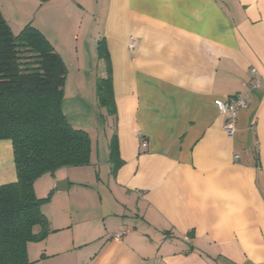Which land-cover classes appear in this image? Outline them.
<instances>
[{
  "label": "crops",
  "instance_id": "0c3cea01",
  "mask_svg": "<svg viewBox=\"0 0 264 264\" xmlns=\"http://www.w3.org/2000/svg\"><path fill=\"white\" fill-rule=\"evenodd\" d=\"M0 13L61 56L63 114L91 141L88 165L34 181L49 232L30 264H264V0H0ZM100 42L115 119L96 98ZM242 93L229 137L215 100ZM14 181L3 139L0 185Z\"/></svg>",
  "mask_w": 264,
  "mask_h": 264
},
{
  "label": "trees",
  "instance_id": "16d2710c",
  "mask_svg": "<svg viewBox=\"0 0 264 264\" xmlns=\"http://www.w3.org/2000/svg\"><path fill=\"white\" fill-rule=\"evenodd\" d=\"M96 81L98 105L116 118L110 63ZM67 69L43 34L30 24L14 34L0 13V140L11 142L16 181L0 185V264H30L27 244L49 232L41 212L45 198L34 194V181L63 166L90 163L91 141L62 111ZM109 161H118L116 134L109 141ZM39 226V231L33 228Z\"/></svg>",
  "mask_w": 264,
  "mask_h": 264
},
{
  "label": "built area",
  "instance_id": "2783aa9c",
  "mask_svg": "<svg viewBox=\"0 0 264 264\" xmlns=\"http://www.w3.org/2000/svg\"><path fill=\"white\" fill-rule=\"evenodd\" d=\"M134 42L133 40L130 42V47H133ZM254 73L255 70L251 69L250 74L253 76V82L252 84L254 86H257L258 80L254 79ZM248 103V95L247 94H237L233 96L230 99H216L215 100V105L219 111L220 114L224 116V121H223V131L227 134V136L232 137L235 133L236 130V120H237V115L238 111L241 108H244L247 106ZM235 158H238L237 155L234 156ZM120 234H116V236H119ZM157 264V263H153Z\"/></svg>",
  "mask_w": 264,
  "mask_h": 264
},
{
  "label": "rangeland",
  "instance_id": "374dc122",
  "mask_svg": "<svg viewBox=\"0 0 264 264\" xmlns=\"http://www.w3.org/2000/svg\"><path fill=\"white\" fill-rule=\"evenodd\" d=\"M34 194H35V196L38 198V196L36 195L35 191H34ZM44 202H47V201H44ZM44 202H42L41 205H42ZM40 207H41V206H40ZM40 209H41V208H40Z\"/></svg>",
  "mask_w": 264,
  "mask_h": 264
},
{
  "label": "water",
  "instance_id": "95a60500",
  "mask_svg": "<svg viewBox=\"0 0 264 264\" xmlns=\"http://www.w3.org/2000/svg\"><path fill=\"white\" fill-rule=\"evenodd\" d=\"M57 189H60L59 187H57Z\"/></svg>",
  "mask_w": 264,
  "mask_h": 264
}]
</instances>
